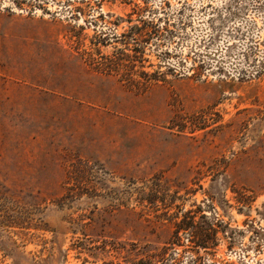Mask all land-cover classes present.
<instances>
[{
  "label": "rangeland",
  "instance_id": "1",
  "mask_svg": "<svg viewBox=\"0 0 264 264\" xmlns=\"http://www.w3.org/2000/svg\"><path fill=\"white\" fill-rule=\"evenodd\" d=\"M0 264H264V0H0Z\"/></svg>",
  "mask_w": 264,
  "mask_h": 264
}]
</instances>
